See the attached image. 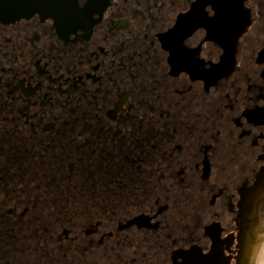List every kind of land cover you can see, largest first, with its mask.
Listing matches in <instances>:
<instances>
[{
  "label": "flooded vegetation",
  "instance_id": "1",
  "mask_svg": "<svg viewBox=\"0 0 264 264\" xmlns=\"http://www.w3.org/2000/svg\"><path fill=\"white\" fill-rule=\"evenodd\" d=\"M0 4V264H248L264 206V0Z\"/></svg>",
  "mask_w": 264,
  "mask_h": 264
},
{
  "label": "water",
  "instance_id": "2",
  "mask_svg": "<svg viewBox=\"0 0 264 264\" xmlns=\"http://www.w3.org/2000/svg\"><path fill=\"white\" fill-rule=\"evenodd\" d=\"M6 11L13 13L46 12L57 14L59 18H68L71 14H78L77 0H0Z\"/></svg>",
  "mask_w": 264,
  "mask_h": 264
},
{
  "label": "rangeland",
  "instance_id": "3",
  "mask_svg": "<svg viewBox=\"0 0 264 264\" xmlns=\"http://www.w3.org/2000/svg\"><path fill=\"white\" fill-rule=\"evenodd\" d=\"M248 264H264V206L258 210L251 226V241Z\"/></svg>",
  "mask_w": 264,
  "mask_h": 264
}]
</instances>
